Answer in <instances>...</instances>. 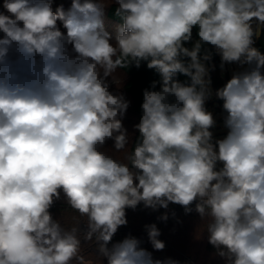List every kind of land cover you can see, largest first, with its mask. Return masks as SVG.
<instances>
[{"label": "clouds", "instance_id": "1", "mask_svg": "<svg viewBox=\"0 0 264 264\" xmlns=\"http://www.w3.org/2000/svg\"><path fill=\"white\" fill-rule=\"evenodd\" d=\"M53 2L3 0L0 12V264H180L141 238L113 241L141 204L165 209L163 222L170 204L195 211V238L223 264H264V0ZM214 55L222 74L239 69L216 89ZM142 62L159 80L133 139L116 73ZM144 230L163 251L156 223Z\"/></svg>", "mask_w": 264, "mask_h": 264}, {"label": "trees", "instance_id": "2", "mask_svg": "<svg viewBox=\"0 0 264 264\" xmlns=\"http://www.w3.org/2000/svg\"><path fill=\"white\" fill-rule=\"evenodd\" d=\"M115 7L116 6L113 5L112 7L108 8L106 10V15L109 19L115 21L116 23H120L119 18L114 15ZM194 36H195V31H194ZM255 47L260 49L261 52H264V32H262L259 38L256 39ZM212 63H214L217 66L216 70L211 73V77L213 81L212 87L213 89H216V88L223 86L226 80L221 76V73H220V68H219L220 57L218 55H214ZM122 71H124L128 77L124 83V89L131 96V99H132L131 107H132V110L137 115L138 117L137 121L139 122V118L141 116L140 106L143 101V95H142L143 89L150 87V84L153 80H159V75L154 70L148 69L146 66V62H142L140 68L131 66L127 70H122ZM177 79H179L181 82L188 81L187 77L183 75H179V74L177 76ZM206 107L208 108L209 111L216 110L218 113H221L223 115L222 101L217 100L214 96L212 99H210L207 102ZM225 134H226V131H224L222 133V136L218 138H222ZM137 135L138 133L133 132V139ZM111 143L112 142H109V145ZM65 207L66 205L63 202H57L55 206L51 209V211L57 212V214H61L62 209H64ZM126 211H127V218H129L130 221H128V224L123 227L130 228L131 232L130 231L125 232L123 233V235L116 233V235L113 237L114 242L122 240L124 237L128 235H132L135 237H142V238L147 239V234L143 230V228H144V225L151 224V223H156L157 227L160 229L162 234L159 238L161 240H164V241L172 240L174 238L173 232H175L176 230L183 229V225H182L183 223H182V220L179 219V217L187 216L184 213V209L175 204L169 205V209L167 211L169 213L170 218L167 222H163L158 219L155 221L147 222L144 214L152 210L145 209L142 204L138 205V207L135 210L127 209ZM165 211H166L165 209H160L159 211H156L157 217L163 214ZM172 212H175L176 214L175 219L171 217ZM193 212L191 215H193ZM140 216H143V217L140 218ZM67 219L70 220V217H68ZM177 220H179L180 222L178 223ZM173 245L175 244L173 243ZM181 248H183V246H181ZM205 249L209 253H214L213 248L208 243H206ZM176 258L177 257L174 256L172 259L180 262V259L179 258L176 259ZM195 261L199 262V264H223V261L219 257H212V258L206 257V258H201V259L196 257Z\"/></svg>", "mask_w": 264, "mask_h": 264}, {"label": "rangeland", "instance_id": "3", "mask_svg": "<svg viewBox=\"0 0 264 264\" xmlns=\"http://www.w3.org/2000/svg\"><path fill=\"white\" fill-rule=\"evenodd\" d=\"M2 5H3V0H0V12L5 11L3 9ZM59 5H63L65 10H67L71 6V0H54L53 8L55 9V7H57ZM116 24H118V23L109 19L107 17V15H105V27L109 31H112ZM235 70H239L237 65H235V64L226 65V68H225V71L223 72V74L221 73V70H220V73H221V76L227 81L231 77L232 72ZM116 75L119 78V83L117 84V87H122L121 91L124 92L126 98L128 100H130L131 104H132L131 96L124 89V83L128 78L127 75L122 70H118ZM115 89H116V86L112 85V90L115 91ZM131 104H130V107L127 111L126 117L124 119V125L128 129L129 133L133 135V132H134L133 125L138 123V121H137L138 117L135 114V112L132 110ZM210 111L213 112V115L217 120V127L215 129H213L214 135L217 138L221 137L222 133L224 131H226L222 127L223 115L221 113H218L216 110H210ZM109 142H111V141H109ZM109 142L107 145L108 147L111 146V144L109 145ZM109 154L113 155L114 157H116L118 159H121L122 162L127 163L126 160H123L124 153H115V152L109 150ZM58 202H63V200L58 201ZM52 213L56 217L60 216V214H57V212H52ZM191 214H188L187 216H184V217L183 216L179 217V219L182 220L183 229L182 230H176L175 232H173L174 238L172 240H169V241L163 240L166 244L165 249L163 251H157L159 253H162L165 251L166 254H168L171 258L176 256L177 257L176 259H178V258L180 259V262H181L180 264H187L184 257L190 259V262H191L190 264H199V262L195 261L196 257H198L199 259L206 258V257H211V258L214 257L213 253H209L205 249V246L207 243L206 237L199 239V240L195 238V232H196L197 226L200 223V220H199V216L195 213V211L193 212V215H191ZM144 216L146 217L147 222L157 220V213L153 212V211H149V212L145 213ZM142 217L143 216H140V218H142ZM67 218L68 217H66V219ZM127 219H128V221H130L129 218H127ZM83 230L84 229L82 226V231ZM143 230H144V228H143ZM118 234H120V233H118ZM120 235H123V233ZM137 238H141L144 241V244L142 245L143 247H145L147 249H152L151 245L147 242V239L142 238V237H137ZM173 243L175 245H173ZM181 246H183V248H181ZM89 251H92V249H89Z\"/></svg>", "mask_w": 264, "mask_h": 264}, {"label": "built area", "instance_id": "4", "mask_svg": "<svg viewBox=\"0 0 264 264\" xmlns=\"http://www.w3.org/2000/svg\"><path fill=\"white\" fill-rule=\"evenodd\" d=\"M129 231H131L130 228H125V227L122 226V227L119 228V230H118L117 233L122 234V233L129 232ZM148 250H149V251H152V253H153V257H154L155 259H161V260H163V259H165V258H171L168 254H166L165 251L162 252V253H159V252H157V251H153L152 249H148ZM184 258H185L187 264H190V263H191L189 258H186V257H184Z\"/></svg>", "mask_w": 264, "mask_h": 264}]
</instances>
